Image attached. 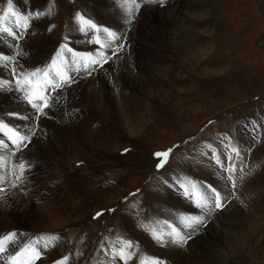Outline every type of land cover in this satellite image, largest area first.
<instances>
[{
  "label": "rangeland",
  "instance_id": "1",
  "mask_svg": "<svg viewBox=\"0 0 264 264\" xmlns=\"http://www.w3.org/2000/svg\"><path fill=\"white\" fill-rule=\"evenodd\" d=\"M139 1L146 6H153V4L155 6L160 2ZM53 2V0H13V10H20V12L25 13L43 11L44 5L50 4L52 6ZM219 3V0L215 1L217 6L220 5ZM6 4L7 0H0V8L6 7ZM221 6V20L224 31H226L221 35L222 45L219 44L213 48L217 52H215V58H212L210 62L205 63L201 61L202 59L195 60L191 62L192 67L188 66L191 73H182L177 78L173 74L151 77L140 74L137 67L132 69L136 75L135 82L140 84V89L123 88L119 94L126 102H130L127 103L128 111L131 110V113H134L131 116L134 117L132 122L135 127L137 126L136 129L142 128L137 137H131L126 130L124 119L126 111L122 107L119 108L117 119L110 127L109 121L106 120L107 108L105 107H102L99 112L97 111L95 117L97 128L95 126L88 127L81 123H77L75 126H67L68 131H72V129L76 132L83 130L85 133H90L92 130L95 132L98 129L102 139L108 137L105 128H112V139L108 137L110 145L113 146L118 143L120 148L123 147L124 149L122 148L118 152L114 151L98 160L102 152H96L92 145L77 148L76 139L71 136V132L67 133L65 141L61 140L51 144L50 151L54 152L56 156L44 157L43 164L49 167L50 176L57 182L58 191L54 195L55 199L60 203L64 200H70V204H66V206L63 204L60 208L51 204L46 209V213H57L58 221L69 218L72 222L57 230H48L47 228L53 225L50 219L45 221L37 219L30 225H26L22 217H13L16 222L6 221V225L13 230L39 237L47 234L58 235L60 239L55 254L57 259L53 261V264L65 255L69 256L71 264H96L100 261V252L102 263L106 260L109 264H124V261L112 255L113 247H120L119 244H114L118 236L131 240L138 246L134 249L136 255L127 264L132 261H135V264H140L138 255L145 246L147 247V240L148 244L161 245L152 238L148 230L141 226L142 223L149 227L158 228V231L166 232L169 227L164 224V221H168L170 225L183 231L184 228L179 220L182 214H174L175 206L170 197L174 191L180 197L191 202V211L195 209L196 213L190 211L183 214L187 216L202 215L199 212L203 210L197 207L192 198L185 195L180 184H186L187 180H191L201 186L211 185L202 174V163L194 155L197 150L205 147V145H212V149L206 147V152L203 155L219 170H222L225 179L228 174L215 163L213 157L218 155V152H223L225 157L226 152V158H221L224 164L226 166L229 164L236 165L234 176L237 187L235 189L230 186L227 187L230 198L226 202L222 201L224 207L212 212L210 216L215 219L218 218L220 213L227 210L232 200H235V204L238 208L240 207L239 210L242 215L245 214L242 220L245 229L254 233L258 230L256 233L259 232L258 235H261L258 246L260 248L263 246L264 249V0H222ZM64 15V12L57 14L54 11L50 12L49 15L31 19L29 25L34 28L31 29L32 33L24 37L25 41L23 39L22 43L26 48H35L36 52L41 50L44 54L40 55V60L36 59V61L32 60L30 54L29 56L27 53L24 55L25 52H22V55L19 54L16 62L20 64L22 69L34 71L35 68L42 69L44 63L47 62L46 66L51 62H48L50 55H55L54 52L62 44L65 26ZM90 31L94 30H89L87 33ZM94 33H91V39L95 35ZM43 37L48 38L49 41L44 42ZM104 38L101 37L99 39L100 44H94L97 48L89 53L104 52L108 56L106 52L108 44ZM203 44L202 42L198 45L202 47ZM67 46L72 49V52L68 53L70 56L72 53H83V51H78L69 44ZM225 55L232 59L231 63L229 59H223ZM24 56L25 58H23ZM153 56L155 59L151 63L155 67L170 64L182 68L188 62L177 60L171 45H168L163 51L154 52ZM114 60H110L108 56L107 62L103 66H95L96 69L102 68L104 76L111 84L115 83V77L106 66ZM226 64L233 66L230 74L228 73L226 76L224 73H214L215 75H213L203 72L205 66L217 70ZM235 64L238 68H235ZM71 78V86L66 85L64 90L71 93H68L67 103H69V107H74L84 103L86 99L74 94L78 83L74 81L73 77ZM33 79L35 81L37 77ZM189 79L191 80L189 81ZM206 80L212 84L205 88L204 82ZM19 93L25 95L20 90ZM49 101L52 106L50 98ZM39 102L38 100L37 103ZM144 104L149 105V108H146ZM145 111L153 117L151 116L147 124L141 127L138 125L137 116ZM61 130L64 131L63 128ZM84 135L82 133L80 136L84 137ZM75 136L77 137L76 134ZM27 144L29 145L28 142ZM124 144L127 145V148ZM232 147L241 149L239 161H233V157L234 159L237 158L231 152ZM168 149H172V151L167 162L158 169L156 164L159 159L154 156V153ZM152 151L153 163L151 162L146 167L144 165ZM59 156L62 158L59 159ZM136 156L137 159H141L142 165H139L140 167L135 164ZM230 156L232 157L231 160H229ZM74 159L79 161L73 163ZM144 167L146 168L144 169ZM12 173H14V168H12ZM10 175L12 174L10 173ZM15 180L18 179L15 178ZM102 185L109 187H106L104 193L100 195L96 190ZM80 189L90 193L86 207H81L76 203V196ZM238 189L242 190L243 194L245 192L244 197L236 196L235 191ZM153 208L158 210L156 212L159 215L154 213ZM97 213H102V215L97 217ZM173 214L175 217H171L174 216ZM263 249L262 256L260 255L258 258L260 261H264ZM156 252V249L152 250L151 253L149 252L150 254H145L142 257L159 254ZM248 253L247 250L239 253L242 264L251 263ZM165 259L164 261H168L167 264H171L170 259Z\"/></svg>",
  "mask_w": 264,
  "mask_h": 264
},
{
  "label": "bare ground",
  "instance_id": "2",
  "mask_svg": "<svg viewBox=\"0 0 264 264\" xmlns=\"http://www.w3.org/2000/svg\"><path fill=\"white\" fill-rule=\"evenodd\" d=\"M53 1L55 3L53 2L52 6H50V4L44 5L42 10L45 13H48L49 11H55L57 14L59 12H64L65 26L64 34L62 36V44H69L78 51L89 53L97 48V46L94 45H97L95 42L96 39H100L101 37L104 38L105 36L104 39L108 44V49L106 51L107 55L110 60L115 59L106 67L112 71L114 75L113 77H115V83L111 84L109 80H107V77L103 74L102 68L96 69L95 66H93L90 69L91 75H88L84 71L77 73L74 68H67L66 70L69 71V75L78 83V86L75 87L76 93L74 94L82 96L86 101L80 105L78 104L79 106L69 107L67 101L69 94L71 93L64 90L66 86L55 90L46 89L44 95H47L50 98L52 106L45 109L44 115H40L33 109V107H31L32 105L19 93L18 86L14 82L9 83L4 88H0V120H3L9 127L18 129L21 134L27 133L31 135V133L28 132L29 129H32L35 133L34 135H31V140L28 142L29 145L27 144L28 146L25 149L22 148L19 150L7 140V136L4 133H0V140H5V142L9 144L7 149H0V157H3L5 163V167L0 169V174L7 177L5 182L0 185V189H3V191H0V239L12 233L16 234L14 237L15 243H6L5 252L0 253V264H10L8 260L9 255L14 254V252L20 247L30 243L41 249V256L35 260V264H53V261L57 259L55 258V254L59 240L53 247L43 250L42 243H34L38 240L39 236L19 232L6 225V221L16 222L13 217H22L26 225H30L31 222L37 219L43 221L50 219L53 222V225L52 227L47 228L48 230H57L72 222L69 218L58 221L57 213H46V209L51 204L56 205V208L62 207L63 204H65V206L66 204H70V200H64L60 203V201L55 199L54 195L58 191L57 182L50 176L49 167L43 164L44 157L56 156L54 152L50 151L52 148L51 144L61 140L65 141V137L68 135L67 133L71 132V136L76 139L75 144L77 145V148H83L85 145H92L95 147L96 152H102L101 157L98 158V160L102 157L104 158L105 155L112 154L114 151L118 152L123 147L120 148L118 143L113 146L110 145L108 137L113 136V131H111L112 128L109 127L117 119L120 107L124 108L126 111L124 119L126 121V130H128L129 135L131 137H137L142 129H136L137 126H134L132 122L134 117L131 116L134 113H131V110L128 111V104L130 102H126L119 94V91L123 88L140 89L141 86L138 82H135L136 75L132 69L137 67L140 74H145L151 77L173 74L177 78L182 73H191L189 70V67H192L191 62L202 59L201 61L208 63L212 58H215L214 55L217 51L213 48L219 44L222 45L221 35L226 31H224L221 20L220 8H222V0H219V6L215 4V1L218 0H165L164 2H159L160 4L158 3L155 6L154 4L153 6H146L139 0ZM156 1L160 0H152L154 3ZM53 7H55V9H53ZM15 9L18 10L17 7H15ZM77 13L84 15L85 18L88 17L98 28L102 27L100 29H107L108 32L115 33L119 39L111 40V38L107 36V33L103 31L96 32L94 30L89 33L81 32L79 30L78 22L75 19ZM30 26L24 32L22 39L14 40L12 37L6 35L0 36V54L13 56L18 59L19 54L25 52L24 55L27 53V56H29L30 54L33 61H36V59L40 60V55L44 54V52L41 50L36 52L35 48H26L22 43L23 39L25 41L24 37L29 33H32L31 29L34 27ZM92 32H95V35L92 36L91 39ZM43 40L44 42L49 41L46 37H43ZM202 42L204 43L203 46L199 47L198 44ZM121 44L124 45L123 49L117 51L116 54L113 55L112 53ZM168 45L172 46L177 60L188 61L186 62L187 64L182 66V68L170 64H162L160 67H155L151 63L152 60L155 59L153 56L154 52L163 51ZM68 53L69 52L65 51L63 55L70 61L71 56ZM92 54L97 55V53ZM53 55H50L48 62L51 61ZM111 55L112 57H110ZM23 58H25V56ZM116 59L117 62H115ZM223 59H229L230 63L232 62V59L228 55L223 56ZM46 63L43 65L45 66ZM12 67V64L5 66L3 62H0V80L14 81L15 77L11 71ZM15 67L17 76L21 72H31L22 69L18 62H16ZM232 68L233 66H227V64L217 70L205 66L203 72L205 74L212 73L213 75H215L214 73H224L226 76V74H230ZM235 68H238L236 67V64ZM185 78L187 77L185 76ZM37 79L40 78L37 77ZM191 79H189V81ZM211 84L212 83L207 80L204 82L205 88ZM163 91L167 92L166 90ZM88 92H91L92 95H89L91 93ZM52 97H55L56 99L53 101ZM34 102L37 103L38 99ZM144 106L149 108V105L147 104H144ZM102 107L107 108L105 116L107 117V122L109 121V127L105 128V131L108 134L106 139H102L100 130L98 129L95 132L92 130L90 133H85L83 130L76 132L73 129L72 131H68V125L75 126L77 123H81L88 127L95 126V128H97L95 117L97 111L99 112ZM148 113L149 112L145 111L144 113L138 114L137 120L139 126L143 127L147 124L152 116ZM37 116H39L38 120L36 119ZM35 122H37V124H35ZM61 128H63L64 131H62ZM82 133L85 134L84 137L80 136ZM125 146L127 148V145ZM205 149L207 148L202 147L197 150L194 155L203 165V176L208 179L213 187L221 192L223 197H226V199L223 200V202H226L228 198H230L229 189L225 187L227 181L222 175V170H219L206 158V156L203 155L204 152H206ZM152 154L153 151L148 155L144 166L147 167L151 162L153 163ZM217 154L220 158H226V152L225 157L223 152H218ZM240 157H236L237 159H234L233 157V161H239ZM61 158L62 157L59 156V159ZM135 158L137 160L135 164L137 167H140L139 165H142L140 161L141 159H137V156ZM76 161L79 160L74 159L73 163ZM20 162H24L26 168L23 172L22 178L15 180L16 177L20 176V170L17 167ZM194 164L196 166L195 161ZM146 167H144V169ZM12 168H14V173H12ZM10 173L12 175H10ZM169 185H171V183ZM106 187L109 186L102 185L96 190V192L102 195ZM78 191L76 203L81 207H86L90 193L86 191L83 192V189ZM235 193L238 197L245 196V192L243 194L242 190L239 189L238 191H235ZM170 198L171 201L174 202V214L177 215L181 213L182 216H187L183 213L191 211V202L180 197V195L174 191H172V197ZM235 203V200H232L227 210L220 213V216L216 219L206 212H199L206 216V226L192 234L191 238L188 239L183 247L175 245H151L147 243V240V247L142 243L145 248L141 250L140 255L137 254L138 261H140V258L143 255L150 254L152 250L156 249L159 254L156 252V255H149V257L161 258L163 260L168 258L170 259L171 264H242V259H239V253L247 250L249 252L248 254H250V264H264V261L258 259L263 253V246L261 248L258 246V240L261 239V235H258L259 232L256 233L258 230L254 233L251 230L249 231V229H245L242 222L244 219L243 215L245 214L242 215L239 210L240 207L238 208ZM152 210L155 214H158V212H156L158 210L155 208ZM191 212L196 213V210L194 209V211L192 210ZM175 215L171 217H175ZM190 231V229H183L184 234H187ZM99 257L100 261L96 264H109L106 260L102 263L101 252ZM132 262L129 264H135V261ZM68 264L71 263L68 261Z\"/></svg>",
  "mask_w": 264,
  "mask_h": 264
},
{
  "label": "snow or ice",
  "instance_id": "3",
  "mask_svg": "<svg viewBox=\"0 0 264 264\" xmlns=\"http://www.w3.org/2000/svg\"><path fill=\"white\" fill-rule=\"evenodd\" d=\"M160 2H163V0H160ZM49 14L50 11L48 13L39 10L26 13L15 11L13 10V0H7L6 7L0 8V36L6 35L8 37H12L14 40L22 39L24 32L30 26L29 22L32 18H38ZM75 19L78 22L79 30L81 32H88L89 30H95L96 32L103 31L107 33V36L110 37L111 40L119 39L115 33L108 32L107 29L98 28L96 24H94L91 20L86 19L85 16L80 13L76 14ZM95 42L100 44L99 39H97ZM123 47V44L119 45L112 54L115 55L116 52L122 50ZM65 51L72 52V49L68 48L66 44H61L55 55L52 57L51 62L43 69L36 68L31 72H21L18 76L15 67L16 58L13 56L0 54V62H3L5 66L8 64L13 65L11 71L15 77L14 81L0 80V88H4L9 83L14 82L16 85H18V90L25 93L24 99H26L32 105V107L36 109L37 113L44 115L45 109L51 107L49 97L44 95L45 90L61 89L66 85H70L72 82V78L69 75V72L66 70L67 68H74L77 73L84 71L88 75H91L90 69L93 66H103V64L106 63L108 59L104 52H99L97 55H93L91 53H72L71 59L69 61L63 55ZM36 77L42 78L36 79L34 81L33 78ZM37 99L40 101V103L34 102ZM55 99V97H52L53 101ZM36 119L38 120L39 116H37ZM28 132L31 133V135L35 134L32 129H29ZM0 133H4L7 136V140L10 141L12 145L16 146L18 150L27 147L26 142H30L31 140V135L27 133L21 134L18 129L9 127L3 120H0ZM8 147L9 144L6 143L5 140H0V149H7ZM205 147L212 149V145H206ZM171 151L172 149H168L163 152L154 153V156L159 159V162L156 164L158 169L165 165ZM231 152L234 153L237 158L240 157V150L237 147H232ZM213 159L215 163L228 174L226 177L228 183L225 185V187L227 188L230 186L232 189H235L237 187L236 178L234 176V173L236 172V165L229 164L226 166L219 155H215ZM231 159L232 157L230 156L229 160ZM4 167V159L3 157H0V169H3ZM17 167L20 170V176L16 177V179H20L23 176L26 164L24 162H20ZM6 179V176L0 174V185H2ZM185 179L187 180V178ZM180 187L184 189L185 195L194 200L197 207L201 208L209 215L212 212L224 207L222 201L226 199V197H223L221 192L212 185L201 186L196 182L187 180V183H181ZM0 191H3V189H0ZM96 215L99 217L102 215V213H97ZM179 220L184 229H190L191 231L187 234H184L180 228L170 225L168 221H164V224L168 225L169 227V230L166 232L158 231L157 228L149 227L144 223H142L141 226L148 230L152 238L158 241L162 246L175 245L183 247L187 243V240L191 238V235L196 233L207 223V218L203 214L197 216H181L179 217ZM15 235V233H12L0 239V253L5 252L6 243H15ZM59 239V236L56 234H47L39 237L34 243H42L43 250H47L53 247ZM114 244H119L120 247H113L112 255L113 257L120 258L122 261H124V264H127V262L136 255L134 249L138 246L135 245L131 240L118 236L114 241ZM40 256L41 249L33 246V244L30 243L25 244L23 247H20L17 251H15L14 254L9 255L8 260L10 264H35V260L40 258ZM68 261L69 256L65 255L60 260L56 261L55 264H68ZM140 264H167V262L156 257H141Z\"/></svg>",
  "mask_w": 264,
  "mask_h": 264
}]
</instances>
